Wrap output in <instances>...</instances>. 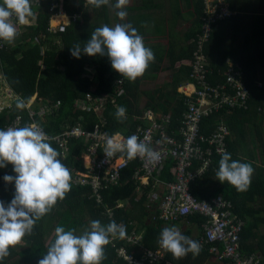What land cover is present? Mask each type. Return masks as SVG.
I'll use <instances>...</instances> for the list:
<instances>
[{
    "label": "trees",
    "instance_id": "trees-1",
    "mask_svg": "<svg viewBox=\"0 0 264 264\" xmlns=\"http://www.w3.org/2000/svg\"><path fill=\"white\" fill-rule=\"evenodd\" d=\"M228 2L230 10L235 11L236 15L221 23L206 45V56L214 72L210 78V83L214 85L225 82L226 61L232 59L243 68L244 83L251 92L250 103L253 106L252 111H240L234 114L223 111L206 118L201 125V131L204 134H210L216 125L223 120L227 122L229 130L235 133L240 128L236 129V123L233 122L236 116L242 114L241 119H244L239 124L252 125L254 121L249 119L251 116L255 118L254 108L256 110L259 106L264 108V12L259 11L257 14L253 12V16L247 20L248 17L244 16L245 12H242L244 8L237 7L233 0H228ZM55 4L62 5L64 12L71 17L72 22L70 26L59 30L56 35H52L48 32L50 31L51 20L50 8ZM31 7L33 16L29 17V20L35 21V23L32 27L26 28L24 33L18 32L19 35L15 41L0 51V71L9 87L16 94H20L26 102H29L34 95H37V102L48 100L55 103L60 101L59 110L53 116L47 117L44 122H39L47 135L53 136L62 133L64 128L75 124L74 119L80 117L85 119L82 126L86 130L93 129L94 124L98 121L96 113L81 111L76 105L77 100L79 98L85 99L88 93L94 97L105 95L109 99L115 98L113 103L107 102L104 111L109 134L126 128L132 129L138 125L146 126L147 123L139 118L144 116L149 108L158 113L169 114L172 119V129H178L179 120L186 110V97L184 93L178 92L179 80L189 83V68H181L174 74L170 84L149 92L147 104L144 107H139L138 96L142 91L139 90L142 88V81L138 79L129 81L123 78L111 67L107 56L81 55L77 59L71 55L70 49L74 45L80 44L83 47L90 40L96 28L109 24L107 5L95 8L87 4V0H31ZM203 8V0H199L193 13L195 29L187 34V42L193 41L199 33ZM75 15H79L76 20H74ZM248 26H250V30L245 33L244 30ZM41 49L44 50L43 56H40ZM189 50V53L179 57L178 60L190 61L194 44H191ZM174 64L176 63L173 62L172 67ZM150 73L149 65L143 76L148 77ZM120 79L125 82L121 87L123 92L117 96L114 83ZM258 82H262V87L258 86ZM118 106L127 109L126 119L123 123L115 117ZM17 113L18 109L15 108L11 114L8 112L0 114V130L9 125ZM257 120L258 126L261 125L262 121L258 118ZM251 127L255 128L253 125ZM256 131L258 138L263 143L260 153L263 164H255L253 154L249 155L251 158L248 161L241 158L237 160L242 163H251L254 168L248 190L238 192L228 182L221 183L219 180H217L219 184L215 186V190L211 188L214 183L210 184L211 179L208 177L210 175L216 176L214 173L218 171L219 160L221 159V157L216 156L210 171L192 184V194L198 200H211L217 195H222L234 204L235 213L244 219L245 214L247 216H255L256 213L264 215V211L255 212L249 207V205L264 202V142H262L259 127ZM49 143L60 153L58 159L70 170L72 177L75 171L84 169L80 160L84 150L83 143L72 141L70 154L67 158L62 156L56 143ZM135 166L136 163L130 164L122 173V179L118 186H111L102 192L103 207L96 205V199L92 196L89 187L76 186L71 182L70 191L66 193L65 198L58 200L48 214L36 221L32 234L26 235L20 244L10 248L9 255L0 261V264H38V261L46 254L50 244L54 242L55 227L63 226L66 230L75 229V234L80 235L89 228L90 222L93 220H99L102 225H107L111 221L104 216V210L113 209L117 203H124L125 207L123 210L114 212L113 220L117 224H124L127 233L130 231V228L127 227L128 223L136 221L135 227L139 231L145 232L142 250H159V236L166 225L162 222L149 221L147 223L148 212L145 209V204L147 194L150 193L152 187H142V196L137 197L136 188L139 184L131 178ZM171 168L170 162L167 165L166 173L163 175V179L166 181H172L169 172ZM4 175H16L11 164L5 168H0V201H3L7 206L14 197L15 186L14 183H6L3 180ZM215 178L217 179V177ZM238 200L243 207L247 205L250 208L249 211L243 213L244 215H241ZM182 222L196 226L202 232V225L206 220L195 216L188 217L180 223ZM184 235L191 238L189 231ZM251 239H253L252 227L245 228L241 235V249L245 255L254 253L257 248L251 244ZM197 242L199 243V241ZM113 243V245L105 246V259L101 264H126L116 255V250L123 246L122 239L117 238ZM260 247L258 246L259 249ZM126 250L128 253L134 252L136 254L139 252V249L136 248L126 247ZM138 256L139 254H136V257ZM210 258L213 257L206 249H201L199 255L194 258L191 253L179 260L175 259L171 253H168L167 256L170 264H206ZM224 263L232 264L228 261Z\"/></svg>",
    "mask_w": 264,
    "mask_h": 264
},
{
    "label": "built area",
    "instance_id": "built-area-1",
    "mask_svg": "<svg viewBox=\"0 0 264 264\" xmlns=\"http://www.w3.org/2000/svg\"><path fill=\"white\" fill-rule=\"evenodd\" d=\"M203 6L199 33L192 41L194 44L192 59L186 64L190 70L189 84L193 85L195 90L192 93H184L186 110L179 120L178 129H172L170 115L159 114L149 108L145 115L139 118L147 123L146 126L138 125L132 129L126 128L109 134L104 111L107 102L113 103L115 98L109 99L105 95L94 97L88 93L85 99L79 98L76 105L81 111L96 113L98 121L92 130H86L82 126L85 119L80 117L74 119L75 124L64 128L62 133L47 135L39 122H44L47 117L53 116L59 110L60 101L37 102V95L32 96L30 101L26 102L25 109H18L13 121L3 130L8 127H23L36 123L47 135L48 142L58 145L64 158L70 154L72 141L83 143L84 150L80 160L84 169L75 171L71 182L76 186L89 187L99 207L104 206L102 192L111 186H118L122 173L130 164L136 163L131 178L139 184L136 188L137 197L142 196L143 186L153 185V190L147 194L146 198V210L148 215H151L152 222H162L166 226L176 225L188 217L199 216L206 220L202 225L199 244L201 249H206L214 259L219 262H232V264H264L259 255L245 256L242 253L241 235L246 222L234 213V205L229 199L217 195L211 200H198L192 194V184L210 171L214 158L222 157L223 152L228 153L230 131L227 122L223 120L218 123L210 134L202 133V122L223 111L227 113L238 110L247 111L251 101V92L244 83L243 68L230 59L226 61L225 82L214 85L210 83L214 72L206 56V45L219 25L232 19L236 12L230 10L228 0H203ZM50 13V31L48 32L52 35L70 26L72 19L64 12L62 5H52ZM63 14L68 17V24L61 23L53 27L52 22L55 17ZM76 17L79 15H75L74 20ZM13 23L19 33H24L26 28L34 25L35 21L29 20L28 24L20 25L13 17ZM7 44L0 41V51L4 50ZM43 54L44 50L41 49L40 56ZM124 82L123 79L115 81L117 96L123 92L121 87ZM3 83L4 78L0 73V86ZM10 90L7 94L12 101L5 103L0 98V114L7 111L8 114L13 113L17 97L22 98L20 94H15L12 89ZM116 134L125 139L133 134L137 135L140 141L159 153V160L149 161L139 156L128 160L126 155L121 153L107 158L104 154L106 140L109 136ZM170 162L172 168L169 172L172 181L162 182V176ZM159 184L165 185V192L158 193ZM124 207V203H117L113 209H105L104 216L112 221L114 212L123 210ZM127 227L130 231L122 239L123 246L116 250L118 259L126 264H170L167 260L169 252L162 247L157 251L142 250L145 232L139 231L131 222ZM116 239L110 238L108 245H113ZM126 247L139 249L136 253L139 256L136 257L134 252L128 253Z\"/></svg>",
    "mask_w": 264,
    "mask_h": 264
},
{
    "label": "clouds",
    "instance_id": "clouds-1",
    "mask_svg": "<svg viewBox=\"0 0 264 264\" xmlns=\"http://www.w3.org/2000/svg\"><path fill=\"white\" fill-rule=\"evenodd\" d=\"M109 3L110 0H87V4L95 8ZM128 4L129 0H116L112 5L118 10L116 16L120 20L126 18L127 12L123 9ZM31 16V0H2L0 41L11 44L19 35L13 17L20 25H26ZM70 51L77 59L81 55L107 56L111 67L129 81L142 77L155 59L153 51L145 46L143 37L131 23L98 27L83 47L76 44ZM15 106L22 110L27 104L23 98L17 97ZM126 112V107L118 106L116 119L123 123ZM117 153L125 154L128 160L138 156L149 161L159 160V153L135 134L126 139L119 134L107 138L105 156L110 158ZM59 156L60 153L51 146L47 135L36 123L0 130V168L11 164L16 174L3 177L6 183H14L15 194L7 206L0 201V261L9 255L10 248L20 244L26 235H31L36 221L48 214L70 191L72 176ZM253 172L251 163L232 160L229 153L223 152L216 177L221 183L228 182L238 192H245L251 185ZM54 231V242L38 264H101L110 238L124 239L127 235L126 226L114 220L107 225L93 220L80 235L75 234V229L66 230L63 226L55 227ZM158 242L177 260L189 253L198 256L201 251L197 241L183 235L175 226L165 227Z\"/></svg>",
    "mask_w": 264,
    "mask_h": 264
},
{
    "label": "crops",
    "instance_id": "crops-1",
    "mask_svg": "<svg viewBox=\"0 0 264 264\" xmlns=\"http://www.w3.org/2000/svg\"><path fill=\"white\" fill-rule=\"evenodd\" d=\"M233 1L235 5L239 8H243L247 2L246 0H233ZM198 2L199 0H129V4L126 6L125 9H123L127 12V16L124 20H120V18L116 16V11L118 10L112 7V5L116 3V0H110L109 5H107L108 15H109L108 26L113 27L117 23H131L133 27H135L138 30V34H140L143 37L145 46L150 48L155 56L154 61L150 63L151 73L148 75V77L142 76L137 78L139 81H142V88H139V90L142 91L141 93H139L138 100H141V97L143 96H147L148 97L147 101H148L149 92L155 91L160 87H164L165 85L170 84L171 81L173 80L174 74H176L181 68H188L186 64L189 61L188 60L179 61L178 58L184 56L190 51L189 48L192 44V40L187 42L186 37L188 33H191V31H194L195 29L193 13L195 12V6H197ZM262 4L263 2L260 1L261 7ZM258 11L260 10L251 11L250 13L242 9V12H245L244 16L248 17L247 20H249V17L253 16V12L257 14ZM95 16L97 17V15ZM63 17H66V20H64ZM59 20H61V22H64L65 25L68 24V19L66 15L60 16ZM248 30H250V26H248L244 30V32L246 33ZM173 62H175L176 64H174L172 67ZM0 73L3 75L1 71ZM179 81H180V85L178 86L179 93L194 92L195 87L189 84L188 81H182V80ZM258 86L262 87V83L258 82ZM2 87H3L2 91L6 95H1L0 98L5 103L12 101L11 97L7 95V93L11 91L10 90L11 88L9 87L5 79H4V83L2 84ZM145 88H149V90H146ZM252 106L253 104L251 105L250 103L249 110L247 111H252ZM240 111L243 110L234 111L230 114H234ZM253 112L256 114L255 118L251 116L252 118L250 117L249 120L254 121L252 125L255 128L251 127L252 125L239 124L240 121L244 120L241 119L242 114L236 116V119L233 120V122L236 123V129H238V127L240 128L235 133L232 130H229L230 131V137L228 139V142L230 144V145L228 144L229 154L231 155L232 160H236V161L239 158L248 161L249 158H251L250 154H253L255 157L253 159L254 163L257 165H262L263 162L260 153L263 148V143H261V140L258 138L256 129L257 127H259V133H261L262 142H264V108L259 106L258 110L254 108ZM257 118L260 119V121H262L261 125L259 126H258ZM215 174L216 173H214V175ZM163 177L164 176H162V180H163L162 182H167L166 180L163 179ZM208 179H211L210 181L211 183L209 182L210 184L214 183L211 186V188L215 190V186L219 184L217 182V179L214 176L212 177L211 175L210 177H208ZM147 186H143V187H147ZM151 187L153 190V185H151ZM157 191L158 193L165 192L166 191L165 185L159 184ZM238 204L240 207L241 215H244L243 213L249 211L250 208L255 212H257L258 210L264 211L263 210L264 202L258 203L256 205H249L250 208H248L247 205L246 207H243L240 200H238ZM234 213H235V207H234ZM236 215L240 217V215L238 214ZM244 216L245 219L242 217L240 218H242L246 222L245 228L252 227L253 229V239H251L250 242L251 244H254L255 247H257L255 249V252L250 255L257 254L263 259L264 262V240H263L264 215L262 213L261 214L256 213L255 216H247L246 214ZM146 221L147 223L151 221V215H148ZM183 223L185 222L176 224L181 226L180 229L181 233L184 235L186 232L189 231L191 232V239L200 242V237L202 232H200L196 226H192L191 224L188 223L185 224ZM176 225H168L166 227H172V226L176 227ZM258 246H261L260 249L258 248ZM245 256H249V255H245ZM209 260H212V258H210ZM209 260L206 264H209ZM219 264H225V263L219 262Z\"/></svg>",
    "mask_w": 264,
    "mask_h": 264
},
{
    "label": "rangeland",
    "instance_id": "rangeland-1",
    "mask_svg": "<svg viewBox=\"0 0 264 264\" xmlns=\"http://www.w3.org/2000/svg\"><path fill=\"white\" fill-rule=\"evenodd\" d=\"M246 1H247L246 2V5L243 7L245 11L251 13V11L260 10V11L264 12V10H263L264 9V0H246ZM260 1L263 2L262 7L260 5ZM258 13H259V11H258ZM60 16H56L55 17V19L53 20V23L54 24L62 23L61 20H59V17ZM68 22H69V20H68ZM0 87H1V89H0V95H3L4 94V92L2 93L3 88H2V86H0ZM145 89L146 90H149V88H145ZM147 99H148L147 96L141 97V100H139V102H138L139 106L144 107L147 104L146 102H148ZM145 209H146V207H145ZM132 223H134L136 225V221L135 222H132ZM183 224H185V223H183ZM176 228H178L180 230L181 229V226L180 225H176ZM209 264H219V261H217L216 259L212 258V260H209Z\"/></svg>",
    "mask_w": 264,
    "mask_h": 264
},
{
    "label": "bare ground",
    "instance_id": "bare-ground-1",
    "mask_svg": "<svg viewBox=\"0 0 264 264\" xmlns=\"http://www.w3.org/2000/svg\"><path fill=\"white\" fill-rule=\"evenodd\" d=\"M61 16H62V15H61ZM63 19L66 20V17H63ZM67 19H68V17H67ZM62 23H64V22H62ZM59 24H61V23L54 24V23L52 22L53 27L59 26ZM64 24H65V23H64Z\"/></svg>",
    "mask_w": 264,
    "mask_h": 264
}]
</instances>
